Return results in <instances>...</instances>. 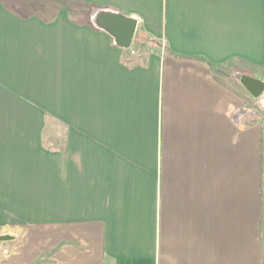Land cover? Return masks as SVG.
I'll return each instance as SVG.
<instances>
[{
    "label": "crops",
    "instance_id": "obj_1",
    "mask_svg": "<svg viewBox=\"0 0 264 264\" xmlns=\"http://www.w3.org/2000/svg\"><path fill=\"white\" fill-rule=\"evenodd\" d=\"M72 1L0 0V264H264V0Z\"/></svg>",
    "mask_w": 264,
    "mask_h": 264
},
{
    "label": "water",
    "instance_id": "obj_2",
    "mask_svg": "<svg viewBox=\"0 0 264 264\" xmlns=\"http://www.w3.org/2000/svg\"><path fill=\"white\" fill-rule=\"evenodd\" d=\"M97 25L105 30L121 48H129L135 33V18L111 11H98L95 16ZM243 87L254 97L264 92V80L244 75L240 79Z\"/></svg>",
    "mask_w": 264,
    "mask_h": 264
},
{
    "label": "rangeland",
    "instance_id": "obj_3",
    "mask_svg": "<svg viewBox=\"0 0 264 264\" xmlns=\"http://www.w3.org/2000/svg\"><path fill=\"white\" fill-rule=\"evenodd\" d=\"M45 6L50 7V8H61L64 7V4L62 3V0H45ZM76 8L82 9V11H84L83 13L86 15L89 11L88 8H84L83 6L79 7V5H77V3L75 4Z\"/></svg>",
    "mask_w": 264,
    "mask_h": 264
},
{
    "label": "trees",
    "instance_id": "obj_4",
    "mask_svg": "<svg viewBox=\"0 0 264 264\" xmlns=\"http://www.w3.org/2000/svg\"><path fill=\"white\" fill-rule=\"evenodd\" d=\"M62 3L68 8L69 11H75L77 9L75 7V4H76L75 1H72V0H62ZM77 5H79V7H81V6H83L84 8L86 7V8L89 9V11H91V9L87 5H82V4H78V3H77Z\"/></svg>",
    "mask_w": 264,
    "mask_h": 264
},
{
    "label": "built area",
    "instance_id": "obj_5",
    "mask_svg": "<svg viewBox=\"0 0 264 264\" xmlns=\"http://www.w3.org/2000/svg\"><path fill=\"white\" fill-rule=\"evenodd\" d=\"M133 52V51H132Z\"/></svg>",
    "mask_w": 264,
    "mask_h": 264
}]
</instances>
